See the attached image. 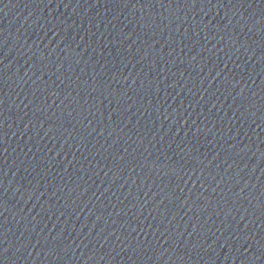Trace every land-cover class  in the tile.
Here are the masks:
<instances>
[{"label": "water", "instance_id": "water-1", "mask_svg": "<svg viewBox=\"0 0 264 264\" xmlns=\"http://www.w3.org/2000/svg\"><path fill=\"white\" fill-rule=\"evenodd\" d=\"M0 264H264V0H0Z\"/></svg>", "mask_w": 264, "mask_h": 264}]
</instances>
